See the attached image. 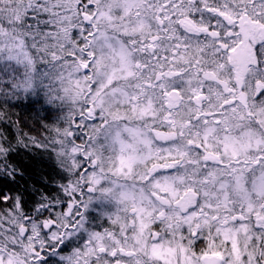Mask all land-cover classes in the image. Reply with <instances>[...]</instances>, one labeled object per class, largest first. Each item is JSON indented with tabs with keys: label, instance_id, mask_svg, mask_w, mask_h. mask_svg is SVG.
<instances>
[{
	"label": "snow or ice",
	"instance_id": "1",
	"mask_svg": "<svg viewBox=\"0 0 264 264\" xmlns=\"http://www.w3.org/2000/svg\"><path fill=\"white\" fill-rule=\"evenodd\" d=\"M41 89L65 182L0 264H264V0H0V122Z\"/></svg>",
	"mask_w": 264,
	"mask_h": 264
},
{
	"label": "trees",
	"instance_id": "2",
	"mask_svg": "<svg viewBox=\"0 0 264 264\" xmlns=\"http://www.w3.org/2000/svg\"><path fill=\"white\" fill-rule=\"evenodd\" d=\"M45 72L44 66H38V74ZM43 96L41 89L30 96L13 100L10 115L15 127L11 122H0V129L6 130L15 145L6 161L11 169H0V196L19 197L26 211H31L42 197L55 198L60 195L59 185L65 182L51 148L15 144L18 134L25 139L36 137L43 142L54 134L50 127L62 122L66 109L44 103ZM9 170H12V175H8ZM90 211L93 216L97 215V206L94 205Z\"/></svg>",
	"mask_w": 264,
	"mask_h": 264
}]
</instances>
